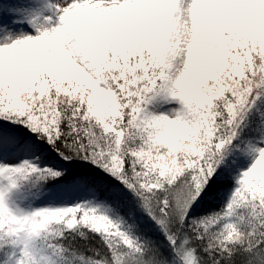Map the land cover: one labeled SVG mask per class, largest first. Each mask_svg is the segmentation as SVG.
<instances>
[{"label": "snow or ice", "instance_id": "snow-or-ice-1", "mask_svg": "<svg viewBox=\"0 0 264 264\" xmlns=\"http://www.w3.org/2000/svg\"><path fill=\"white\" fill-rule=\"evenodd\" d=\"M0 264H264V0H0Z\"/></svg>", "mask_w": 264, "mask_h": 264}]
</instances>
